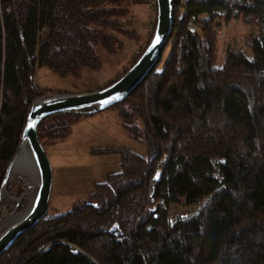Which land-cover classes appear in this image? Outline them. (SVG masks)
<instances>
[{"label": "trees", "instance_id": "trees-1", "mask_svg": "<svg viewBox=\"0 0 264 264\" xmlns=\"http://www.w3.org/2000/svg\"><path fill=\"white\" fill-rule=\"evenodd\" d=\"M121 3L0 0V191L39 96L36 70L76 78L100 70L97 48L121 45ZM173 14L164 71L156 67L105 111L118 112L149 157L92 151L118 155L120 171L72 211L42 219L0 264H264V0H174ZM223 17L255 19L260 30L246 43L250 53L228 46L218 70ZM94 115L48 118L42 145L64 141ZM201 204L171 220L173 207Z\"/></svg>", "mask_w": 264, "mask_h": 264}, {"label": "rangeland", "instance_id": "rangeland-1", "mask_svg": "<svg viewBox=\"0 0 264 264\" xmlns=\"http://www.w3.org/2000/svg\"><path fill=\"white\" fill-rule=\"evenodd\" d=\"M121 5L126 7L123 8L125 17L122 19L125 31L123 30L124 33L118 36L121 45L115 49V53L98 47L97 53L102 62L101 69L94 72H83L80 78H76L57 74L49 67L38 68L34 75V85L39 96L33 101L31 107L38 100L50 96L96 91L116 82L125 76L123 73L132 69L137 59L144 53L145 48L147 49V39L156 30V5L155 0H122ZM220 21L222 28L219 31L221 33L217 63L219 67L223 64L226 47L230 44L244 48L250 53L246 43L251 35H257L260 30L255 19L231 20L228 23L227 17H223ZM168 59L165 56L163 64ZM157 71H160L158 67ZM94 114V116L83 118L76 123L71 134L64 141L57 140L56 143L51 142L44 147L39 137L42 148L51 160L54 176L53 193L50 196L46 217L64 215L72 211L76 205L87 199L95 183L103 182L109 175L120 171L118 155H95L91 154L92 151L101 148H124L142 157H149L148 149L144 143L129 137L118 112L108 111ZM18 150L19 146L16 154ZM29 159L33 163L31 155ZM4 181L5 177L0 191L2 195L0 215L3 212L11 213L18 206L19 208L14 214L15 218V216L26 212L28 207L35 202L39 188L38 175L33 169L30 171L27 167L22 170H16L13 167V173L6 184L7 188L3 191ZM201 206L202 204L193 207L175 206L171 211V220L194 214ZM8 263L9 259L2 262V264Z\"/></svg>", "mask_w": 264, "mask_h": 264}, {"label": "water", "instance_id": "water-1", "mask_svg": "<svg viewBox=\"0 0 264 264\" xmlns=\"http://www.w3.org/2000/svg\"><path fill=\"white\" fill-rule=\"evenodd\" d=\"M157 6L156 35L144 54L125 76L113 85L92 93L50 96L38 100L31 107L20 139L19 150L7 169L3 190H5V186L13 173L14 163L18 159L19 153L28 149L33 163L30 161L29 156H26L27 162L34 164L36 168L34 172L38 175V193L35 202L22 219L4 230L0 225V256L8 251L26 231L48 214L54 176L51 161L39 141V130L42 123L49 117L62 113L103 112L121 103L146 79L156 66V55L160 53L161 44L169 35L173 25V0H157ZM18 208L16 206L11 213H5V215L9 214V218L17 219L22 213L15 216V218L12 216Z\"/></svg>", "mask_w": 264, "mask_h": 264}, {"label": "bare ground", "instance_id": "bare-ground-1", "mask_svg": "<svg viewBox=\"0 0 264 264\" xmlns=\"http://www.w3.org/2000/svg\"><path fill=\"white\" fill-rule=\"evenodd\" d=\"M173 4H174V0H173ZM155 5H156V7H155V10H156V14H155V16H156V18L158 17V6H157V0H155ZM173 11H174V9H173ZM174 14H172V20H173V24H174ZM239 20V19H238ZM155 26H156V22H155ZM190 30H193V31H198V29L194 26V25H191L190 26ZM114 34V33H113ZM155 35H156V30L153 32V34L151 35V37L149 38V39H147V43H148V45H150L151 44V42L153 41V39H154V37H155ZM220 35H221V33H218V39H217V41H216V44H218V54H219V45H220ZM175 36V35H174ZM172 37H173V25H172V28H171V31H170V33H169V35L167 36V38L165 39V41H163L162 42V44H161V48H160V53L158 54V55H156V61H157V63H156V66L154 67V69L156 68V67H158V69L162 72V71H164V69H165V64L166 63H164L163 64V60H164V58H165V56H167L168 58H169V56L172 54V52L174 51V49H173V41H174V39H172ZM215 39V38H214ZM147 45V46H148ZM229 47L230 46H234L233 44H230V45H228ZM228 46L226 47V49L228 48ZM102 48V47H101ZM98 49V48H97ZM103 49V48H102ZM145 50H146V48H145ZM145 52V51H144ZM225 52H226V50H225ZM98 54V53H97ZM144 54V53H143ZM142 54V55H143ZM225 59V58H224ZM138 60V59H137ZM217 63H218V56H217ZM223 63H224V61H223ZM215 67H216V69H218V70H221L223 67H224V64H222L220 67L218 66V65H215ZM153 69V70H154ZM152 70V71H153ZM95 71H97V70H95ZM151 71V72H152ZM126 73L127 72H125V73H123V75H126ZM149 76V75H148ZM147 76V77H148ZM146 77V78H147ZM122 78V77H121ZM120 78V79H121ZM118 81V80H117ZM116 81V82H117ZM115 83V82H114ZM113 83V84H114ZM113 84H111V85H113ZM111 85H109V86H111ZM109 86H104L103 88H101V89H104V88H106V87H109ZM101 89H98V90H101ZM136 89V88H135ZM134 89V90H135ZM98 90H96V91H98ZM92 92H95V91H92ZM92 92H87V93H92ZM77 94H86V93H77ZM131 95V94H130ZM125 100V99H124ZM123 100V101H124ZM122 101V102H123ZM121 102V103H122ZM118 104H120V103H118ZM117 105V104H116ZM115 106V105H114ZM113 107V106H112ZM111 108V107H110ZM110 108H108V109H110ZM108 109H106V110H104L103 112H105V111H107ZM88 114H94L93 112H91V111H86ZM102 112H99L98 114H101ZM63 114V113H62ZM80 114H83V113H80ZM58 115V114H57ZM97 115V114H96ZM52 117V116H51ZM50 118V117H49ZM128 133V132H127ZM99 150H101V151H103V152H109L110 150H111V148H108V149H105V148H101V149H99ZM29 150L28 149H25V150H22L20 153H19V157H18V159L15 161V163H14V167L16 168V170H22V168H25V167H27L30 171H32V169H33V171H36V168H35V166H34V164H32V163H29V162H27L26 161V156H29ZM110 153V152H109ZM15 158V157H14ZM51 161V160H50ZM6 188H7V186H5ZM4 191V190H3ZM6 192V191H5ZM52 193H53V188L51 189V196H52ZM1 197H2V195H1V192H0V200H1ZM31 207V206H30ZM30 207H28V209H27V211L26 212H23L17 219H12V218H9V214L8 215H5V212H3L1 215H0V225H1V227H2V230H4V229H6V228H8V227H10L13 223H15V222H17V221H19L20 219H22L26 214H27V212L29 211V209H30ZM12 217H14V215L12 216ZM103 223V222H102ZM102 223H100V222H98L95 226H98V225H102ZM4 227V228H3ZM33 228H35V225L34 226H32L31 227V229H33ZM5 253V252H4ZM3 253V254H4ZM2 254V255H3ZM1 255V256H2ZM0 256V257H1Z\"/></svg>", "mask_w": 264, "mask_h": 264}, {"label": "snow or ice", "instance_id": "snow-or-ice-1", "mask_svg": "<svg viewBox=\"0 0 264 264\" xmlns=\"http://www.w3.org/2000/svg\"><path fill=\"white\" fill-rule=\"evenodd\" d=\"M29 127H31V125H29Z\"/></svg>", "mask_w": 264, "mask_h": 264}]
</instances>
